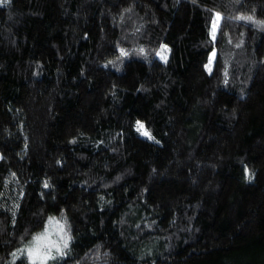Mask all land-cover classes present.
<instances>
[{
    "label": "trees",
    "instance_id": "obj_1",
    "mask_svg": "<svg viewBox=\"0 0 264 264\" xmlns=\"http://www.w3.org/2000/svg\"><path fill=\"white\" fill-rule=\"evenodd\" d=\"M54 215L49 264H264V0L0 5V264Z\"/></svg>",
    "mask_w": 264,
    "mask_h": 264
},
{
    "label": "rangeland",
    "instance_id": "obj_2",
    "mask_svg": "<svg viewBox=\"0 0 264 264\" xmlns=\"http://www.w3.org/2000/svg\"><path fill=\"white\" fill-rule=\"evenodd\" d=\"M166 50H167V52L166 51H162V52L159 53V57L162 60H164V61H166V59L168 57V49H167V47H166ZM139 124H138V128H139ZM141 131H142V134H143L145 129L143 128ZM50 220L52 221V223H49ZM61 229H63V230L61 231ZM45 233H47L49 241L50 242H54L55 244H58L62 250H64L63 240L65 238H67L68 243H69L70 238H69V235H68V232H67V229H66V225H65L63 219L60 218L57 215H54V216H51L49 218V220L47 221L45 227L41 231H39L36 234H34L31 237L30 240H28L19 249H17L15 251L16 255H19V254L20 255H26L28 257V259L32 263H35V264H49L50 261L52 260V258L47 259L46 262L42 261L40 259H36L35 262H34L33 259L27 255V252L24 251L26 249L33 248L34 247V243H35L34 238L36 236H38V235H43ZM47 248H51V256L52 257H57V256L60 255L55 247H51V243L46 244L45 248L42 249V251H44Z\"/></svg>",
    "mask_w": 264,
    "mask_h": 264
},
{
    "label": "snow or ice",
    "instance_id": "obj_3",
    "mask_svg": "<svg viewBox=\"0 0 264 264\" xmlns=\"http://www.w3.org/2000/svg\"><path fill=\"white\" fill-rule=\"evenodd\" d=\"M6 3H8V0H0V5L6 4ZM219 18H220L219 14H217V20H219ZM241 19H249V20H251V17H247V18L246 17H241ZM215 30H216V25L214 24L213 25V31H212L213 38L215 37ZM143 128H144L143 124H139V129L142 130ZM143 134L145 136L149 135V133L147 131H144ZM49 223H52V221L50 220ZM62 230L63 229H61V231ZM34 241H35V243H34V247L33 248H29V249L24 250V251L27 252V255L33 259L34 262H35L36 259H40V260L46 262V260L49 259V258H52V259L55 258V257L51 256V248H47L44 251H42V249H44L45 245L48 244V243H51V247H55L60 255H64L65 254L58 244H55L54 242H50L49 241L47 233H45L43 235L36 236L34 238ZM67 246H68V240H67V238H65L63 240V247L67 248Z\"/></svg>",
    "mask_w": 264,
    "mask_h": 264
}]
</instances>
